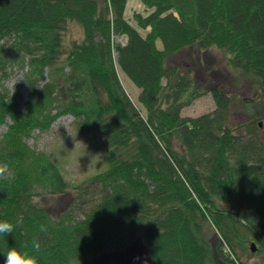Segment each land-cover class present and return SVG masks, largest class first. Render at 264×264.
Instances as JSON below:
<instances>
[{
    "label": "trees",
    "instance_id": "obj_1",
    "mask_svg": "<svg viewBox=\"0 0 264 264\" xmlns=\"http://www.w3.org/2000/svg\"><path fill=\"white\" fill-rule=\"evenodd\" d=\"M128 2L0 0V78L21 68L28 89L21 109L19 94L0 88V221L14 225L0 234V264L13 247L40 264L86 263L137 237L147 241L148 264L264 258V114L235 128L231 93L196 66L172 63L187 49L218 48L227 68L264 93V0H142L149 13L134 17L146 35L126 18ZM118 69L140 89L143 109ZM208 93L213 112L182 115ZM65 115L80 136L106 143L109 168L81 185L27 141ZM88 188L99 198L84 216L57 217L40 203Z\"/></svg>",
    "mask_w": 264,
    "mask_h": 264
},
{
    "label": "rangeland",
    "instance_id": "obj_2",
    "mask_svg": "<svg viewBox=\"0 0 264 264\" xmlns=\"http://www.w3.org/2000/svg\"><path fill=\"white\" fill-rule=\"evenodd\" d=\"M142 13L147 15L149 10L143 4L142 0H129L126 9V18L137 27L139 31L146 35L150 28L142 29L139 27L135 14ZM117 41L126 43L125 36L117 37ZM158 46L163 44L158 40ZM172 63H180L183 66H196L200 75L208 78L213 86H222L232 95L231 117L229 123L235 128L240 122H248L252 116L264 114V93L260 90L258 81L252 76H241L233 69L227 68V54L225 51L213 48L206 51L196 49L184 50L172 59ZM119 76L121 82L133 102L142 108L139 102L140 89L130 80V78L120 69ZM24 70L14 67L8 78H0V88L7 89L11 93H17L20 96V107L25 109L28 99V89L24 82ZM216 109V103L212 93H208L186 107L182 111L183 116L197 117L205 113L213 112ZM260 123V134L264 139V116ZM7 130V126L0 127V137ZM246 134L244 128L239 131ZM29 145L37 151L47 152L59 166L63 169L65 177L70 185H81L89 178L106 171L109 168L107 160V148L105 139L102 135H88L82 137L78 134L72 115H65L59 118L46 133L36 130L31 137L27 139ZM72 190V188H70ZM99 195L93 188H88L80 194L70 192L65 195L47 196L40 198V203L46 206L54 216H60L65 212H70L74 216L82 215L89 205L97 201ZM131 245L134 247L129 248ZM125 249L107 251L101 255L93 257L86 263L80 264H148L149 252L147 251V241L136 238V241ZM138 252L142 254L141 260ZM264 258H251V264H258Z\"/></svg>",
    "mask_w": 264,
    "mask_h": 264
},
{
    "label": "clouds",
    "instance_id": "obj_3",
    "mask_svg": "<svg viewBox=\"0 0 264 264\" xmlns=\"http://www.w3.org/2000/svg\"><path fill=\"white\" fill-rule=\"evenodd\" d=\"M4 168L0 167V177L4 175ZM14 232V225L8 221H0V234L9 235ZM40 244L34 242V251H39ZM6 255V264H40V260L36 255L31 254L28 251L18 250L13 247L8 250Z\"/></svg>",
    "mask_w": 264,
    "mask_h": 264
},
{
    "label": "water",
    "instance_id": "obj_4",
    "mask_svg": "<svg viewBox=\"0 0 264 264\" xmlns=\"http://www.w3.org/2000/svg\"><path fill=\"white\" fill-rule=\"evenodd\" d=\"M260 126H262V123H260ZM251 251L254 253L258 251V246L255 242H253L251 245Z\"/></svg>",
    "mask_w": 264,
    "mask_h": 264
}]
</instances>
